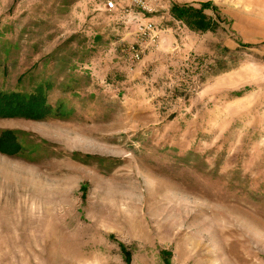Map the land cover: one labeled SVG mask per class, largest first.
Masks as SVG:
<instances>
[{"label":"rangeland","instance_id":"374dc122","mask_svg":"<svg viewBox=\"0 0 264 264\" xmlns=\"http://www.w3.org/2000/svg\"><path fill=\"white\" fill-rule=\"evenodd\" d=\"M107 1L0 0V264H264V0Z\"/></svg>","mask_w":264,"mask_h":264},{"label":"trees","instance_id":"16d2710c","mask_svg":"<svg viewBox=\"0 0 264 264\" xmlns=\"http://www.w3.org/2000/svg\"><path fill=\"white\" fill-rule=\"evenodd\" d=\"M198 5L199 7H194L188 3H171L169 11L172 16L181 19L190 27L207 28L209 27V20L202 11L210 7V1H199ZM49 87L48 84L42 83L30 92L0 91V117L24 115L29 118L42 119L52 115L53 108L47 98ZM4 142L2 136L0 138V149L4 147Z\"/></svg>","mask_w":264,"mask_h":264},{"label":"built area","instance_id":"2783aa9c","mask_svg":"<svg viewBox=\"0 0 264 264\" xmlns=\"http://www.w3.org/2000/svg\"><path fill=\"white\" fill-rule=\"evenodd\" d=\"M135 1L139 4H142L141 0H135ZM106 8L108 10H111L114 8L113 2L111 0H108L106 2ZM135 34L138 36L139 39L146 38L148 42H153L157 40V32L151 22L139 23L136 26ZM128 50H129L130 58L132 60H137L139 58L140 49H137L135 47V44H130L128 46Z\"/></svg>","mask_w":264,"mask_h":264}]
</instances>
